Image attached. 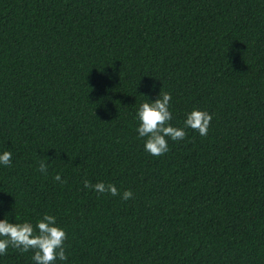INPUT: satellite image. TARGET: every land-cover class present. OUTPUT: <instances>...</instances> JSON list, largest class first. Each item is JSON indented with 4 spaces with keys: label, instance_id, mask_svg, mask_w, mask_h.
Returning <instances> with one entry per match:
<instances>
[{
    "label": "trees",
    "instance_id": "obj_1",
    "mask_svg": "<svg viewBox=\"0 0 264 264\" xmlns=\"http://www.w3.org/2000/svg\"><path fill=\"white\" fill-rule=\"evenodd\" d=\"M161 91L186 139L154 157L137 111ZM5 151L0 221L56 217L55 264H264V0H0Z\"/></svg>",
    "mask_w": 264,
    "mask_h": 264
},
{
    "label": "clouds",
    "instance_id": "obj_2",
    "mask_svg": "<svg viewBox=\"0 0 264 264\" xmlns=\"http://www.w3.org/2000/svg\"><path fill=\"white\" fill-rule=\"evenodd\" d=\"M172 97L169 93L161 91L159 98L154 102H145L139 106L137 119L138 138H144V149L154 157H160L169 151L168 140L182 141L186 139V132L183 128L170 125L173 119L169 110ZM213 117L207 111L194 109L187 114L184 121V128L197 131L200 136L206 137ZM46 159V158H45ZM47 160V159H46ZM12 163V153L5 151L0 154V164L5 167ZM48 165L41 161L38 171L47 174ZM58 182L66 183L57 175ZM84 187L91 188L100 194H110L112 196L121 195L113 184L103 182L93 185L87 179L84 180ZM133 198L131 190L123 192L121 199L124 201ZM56 217L44 215L38 220L35 228L30 222L10 223L8 219L0 221V256L7 255L9 247L21 252H33L34 264H55L57 259L66 261L68 259L65 250L66 232L56 226Z\"/></svg>",
    "mask_w": 264,
    "mask_h": 264
}]
</instances>
